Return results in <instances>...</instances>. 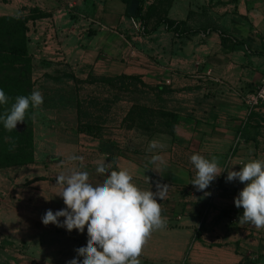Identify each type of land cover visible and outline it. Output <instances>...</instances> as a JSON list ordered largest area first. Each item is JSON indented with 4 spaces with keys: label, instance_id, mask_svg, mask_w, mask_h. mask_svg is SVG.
Segmentation results:
<instances>
[{
    "label": "crops",
    "instance_id": "0c3cea01",
    "mask_svg": "<svg viewBox=\"0 0 264 264\" xmlns=\"http://www.w3.org/2000/svg\"><path fill=\"white\" fill-rule=\"evenodd\" d=\"M149 5L156 13L139 20V32L121 0H0V16L46 14L26 23L32 91L43 103L33 109V163L0 169V247L12 257L1 253L0 264L82 259L75 249L86 230L41 222L46 210L65 207L56 177L83 170L95 183L119 169L141 190L167 185L158 200L164 225L146 238L139 264H264V227L234 220L244 184L226 180V171L264 160V104L250 109L241 100L264 83V0H145L142 12ZM158 16L182 21L187 32L153 30ZM120 76L135 77L142 93L98 81ZM135 101L173 113L172 135L126 129ZM245 124L257 126L247 139L238 133ZM193 153L215 157L225 171L204 190L191 184Z\"/></svg>",
    "mask_w": 264,
    "mask_h": 264
},
{
    "label": "clouds",
    "instance_id": "9594fccd",
    "mask_svg": "<svg viewBox=\"0 0 264 264\" xmlns=\"http://www.w3.org/2000/svg\"><path fill=\"white\" fill-rule=\"evenodd\" d=\"M8 101V95L0 88V106ZM42 103L39 91L17 96L6 113L0 114V124L10 132L25 121L30 106L37 109ZM155 146V142L150 143V147ZM69 160L80 161V168L84 167L81 156H71ZM189 162L195 171L191 184L197 190L208 188L225 172L215 157L209 159L193 153ZM105 170L104 162L98 161L96 173ZM226 172L228 182L237 180L244 184L233 200L237 208L243 209L242 222L257 229L264 227V160L251 159L238 171ZM56 182L62 186L58 195L65 207L55 212L46 210L41 217L42 224L51 223L69 232L86 230L87 233L85 243L75 249L82 259L74 256L67 264H139L137 258L146 238L152 230L164 225L158 200L164 198L167 185L157 184L155 193L141 190L132 182V175L126 169L110 171L95 183L89 181L87 171L70 170L57 176ZM61 217L63 221H60Z\"/></svg>",
    "mask_w": 264,
    "mask_h": 264
},
{
    "label": "trees",
    "instance_id": "16d2710c",
    "mask_svg": "<svg viewBox=\"0 0 264 264\" xmlns=\"http://www.w3.org/2000/svg\"><path fill=\"white\" fill-rule=\"evenodd\" d=\"M3 3L9 0H1ZM125 4V14L131 0H121ZM138 7L131 18L146 22L156 13V7L147 6L142 12L143 0H136ZM46 16L36 9L31 10V14L22 15H2L0 16V88L9 97L7 104L0 106V114L6 113L17 96H27L32 92V60L28 51V38L26 36V23L29 19ZM164 25L166 30L181 35L187 31L182 30L183 22L175 21L164 17L157 18L152 29ZM98 81L114 86L119 92H127L132 85L133 92L142 93L134 85L139 82L135 77L120 76L117 78H100ZM140 83V82H139ZM141 86L142 83H140ZM159 87H155L158 89ZM134 94V93H133ZM117 99L114 95L113 100ZM33 109L29 107L25 121L17 124L12 131H6L0 124V169L23 166L33 163V131H32ZM159 119L164 122L159 123ZM157 121V122H156ZM156 122V123H155ZM176 124V116L168 111L160 109L153 110L138 101L131 106L122 121L126 129H134L141 134L150 136L156 131L154 128L163 127L172 135ZM78 130L89 134H97L88 125H79ZM257 131V126L245 124L239 129V137L247 139ZM243 209L233 211L234 220H239ZM224 214H227L224 212ZM241 264H255V260L245 259Z\"/></svg>",
    "mask_w": 264,
    "mask_h": 264
},
{
    "label": "built area",
    "instance_id": "2783aa9c",
    "mask_svg": "<svg viewBox=\"0 0 264 264\" xmlns=\"http://www.w3.org/2000/svg\"><path fill=\"white\" fill-rule=\"evenodd\" d=\"M131 22L137 31L143 32L144 28L139 20L131 18ZM47 40H49V37ZM47 40L44 41V46L48 44ZM241 100L250 109L264 104V83L257 87L254 91L243 94L241 96Z\"/></svg>",
    "mask_w": 264,
    "mask_h": 264
},
{
    "label": "rangeland",
    "instance_id": "374dc122",
    "mask_svg": "<svg viewBox=\"0 0 264 264\" xmlns=\"http://www.w3.org/2000/svg\"><path fill=\"white\" fill-rule=\"evenodd\" d=\"M143 1H145V0H143ZM136 96L137 97H139V98H141V95L140 94H136ZM157 122V121H156ZM155 122V123H156ZM161 122H164L163 120H161V119H159V123H161ZM162 128L163 127H156V128H154L156 131H154L153 132V134H151L150 136H147V137H151V136H153L154 134H157V133H168V132H166L167 130H165V131H162ZM3 248L2 247H0V254L2 253L4 256H5V258H7V260L9 259V257L12 259V257L11 256H9V255H6V253L2 250ZM0 256H2V255H0ZM9 261H10V259H9ZM13 262H15L16 263V261H13ZM30 262V261H29Z\"/></svg>",
    "mask_w": 264,
    "mask_h": 264
},
{
    "label": "water",
    "instance_id": "95a60500",
    "mask_svg": "<svg viewBox=\"0 0 264 264\" xmlns=\"http://www.w3.org/2000/svg\"><path fill=\"white\" fill-rule=\"evenodd\" d=\"M137 7H138V2L136 0H131L127 8V14L131 17L134 16L136 13Z\"/></svg>",
    "mask_w": 264,
    "mask_h": 264
}]
</instances>
